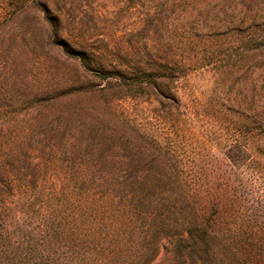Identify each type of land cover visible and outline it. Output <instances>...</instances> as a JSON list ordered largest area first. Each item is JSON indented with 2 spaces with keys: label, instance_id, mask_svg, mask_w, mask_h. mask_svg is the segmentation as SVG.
I'll return each instance as SVG.
<instances>
[{
  "label": "trees",
  "instance_id": "trees-1",
  "mask_svg": "<svg viewBox=\"0 0 264 264\" xmlns=\"http://www.w3.org/2000/svg\"><path fill=\"white\" fill-rule=\"evenodd\" d=\"M31 3L51 45L90 79L33 95L35 123H0V264H264V123L225 126L209 145L217 155L192 160L140 123H75L70 94L176 98L156 69H94L88 52L59 41V18ZM10 112L0 106V118Z\"/></svg>",
  "mask_w": 264,
  "mask_h": 264
},
{
  "label": "rangeland",
  "instance_id": "rangeland-1",
  "mask_svg": "<svg viewBox=\"0 0 264 264\" xmlns=\"http://www.w3.org/2000/svg\"><path fill=\"white\" fill-rule=\"evenodd\" d=\"M28 1L22 8L0 0V106L13 111L0 123H35L33 95H58L90 79L79 61L51 45L47 24ZM40 1L59 18V41L88 52L94 69L132 76L136 67L156 69L176 98L70 94L64 100L81 109L75 123H140L180 145L189 160L217 155L209 145L231 123H264V0ZM176 63L183 65L174 76ZM17 95L23 103L13 106Z\"/></svg>",
  "mask_w": 264,
  "mask_h": 264
}]
</instances>
